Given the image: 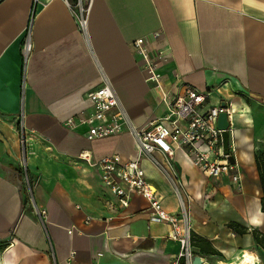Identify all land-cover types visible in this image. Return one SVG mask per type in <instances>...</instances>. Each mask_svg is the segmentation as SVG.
Returning a JSON list of instances; mask_svg holds the SVG:
<instances>
[{"label": "crops", "instance_id": "obj_1", "mask_svg": "<svg viewBox=\"0 0 264 264\" xmlns=\"http://www.w3.org/2000/svg\"><path fill=\"white\" fill-rule=\"evenodd\" d=\"M86 3L84 36L67 1H39L25 69L22 45L34 0H0V264H171L179 253L167 237L169 227L148 221L146 200L135 196L122 208L96 170L77 159L86 152L95 160L118 154L134 159L135 141L128 134L88 141L87 127L65 126L69 118L92 112L89 94L101 85L100 68L135 125L164 114L131 46L138 39L145 40L174 92L190 86L211 92L212 104L232 102L229 139L240 187L225 178L207 180L175 155L194 236L223 255L221 261L259 247L251 232L264 236L256 163L264 154V0ZM163 50L165 56L157 59L155 53ZM22 114L28 174L35 182L36 208L47 212L44 222L23 191ZM142 167L164 209L179 214L165 177L146 160ZM209 186L215 191L205 204ZM232 223L249 233L236 234ZM199 254L205 264L217 256Z\"/></svg>", "mask_w": 264, "mask_h": 264}, {"label": "built area", "instance_id": "obj_2", "mask_svg": "<svg viewBox=\"0 0 264 264\" xmlns=\"http://www.w3.org/2000/svg\"><path fill=\"white\" fill-rule=\"evenodd\" d=\"M39 1L34 0L31 20L22 45L25 69L33 51L31 25L35 6ZM65 1L75 17L78 31L87 36L89 7L86 1ZM155 36L159 37V34ZM131 46L142 63L146 83L152 85L156 102L164 109V114L149 120L142 126L135 125L123 107L118 94L115 93L110 79L100 68L101 85L96 91L89 94L92 101V112L69 118L65 126L87 127L83 136L88 141L102 140V138L121 134H128L133 142L135 141L136 156L134 159L126 160L118 154L95 160L87 152L79 154L77 159L96 170L102 185L115 196L118 205L122 208H128L135 196L146 200L149 205L148 221L169 227L167 237L179 246V253L173 259L172 264H193L195 258L200 260L203 258L195 252L189 196L176 168L175 155L183 156L189 165L207 180L215 182L225 178L229 180L230 185L240 187L237 165L230 161L231 158H234L230 139L228 152L225 153L222 131L219 130L217 123L220 114L227 115V122L230 123L228 131L230 138L234 111L232 102L221 100L217 104H212L211 92L201 91L190 86L185 87L180 93L174 92L173 86L159 72L156 61L145 45V40L138 39ZM155 56L157 59H163L165 51H157ZM18 129L20 130L21 145L19 168L22 173L23 191L26 194L27 204L33 209L34 214L44 222L47 212L36 208L33 192L35 182L28 174L24 136L26 129L23 114ZM144 160L151 163L170 184L180 206L179 214L174 215L164 209L156 189L150 185L142 167ZM214 191L215 188L212 186L207 188L205 204H208ZM72 232L73 228L68 231V234L71 235Z\"/></svg>", "mask_w": 264, "mask_h": 264}, {"label": "trees", "instance_id": "obj_3", "mask_svg": "<svg viewBox=\"0 0 264 264\" xmlns=\"http://www.w3.org/2000/svg\"><path fill=\"white\" fill-rule=\"evenodd\" d=\"M256 163H257V170L259 171V175H260L261 186L263 188V193H264V154H262V156H257ZM263 200H264V198H263ZM229 228L233 229V231L236 234L245 235V234L249 233V231L247 229H244L235 223L230 224ZM251 234L253 235L257 246H259L260 248H262L264 250V236H261L260 234H257L254 231H252ZM202 243H206V242H204V240H202V239L200 240L199 238L194 236V243L193 244H194L195 248L199 249V252L208 253L211 255H217V252L214 251L210 247L209 244L206 243L207 246L204 247Z\"/></svg>", "mask_w": 264, "mask_h": 264}, {"label": "bare ground", "instance_id": "obj_4", "mask_svg": "<svg viewBox=\"0 0 264 264\" xmlns=\"http://www.w3.org/2000/svg\"><path fill=\"white\" fill-rule=\"evenodd\" d=\"M260 258L252 251H243L230 261H219L218 264H259ZM195 264H205L204 259Z\"/></svg>", "mask_w": 264, "mask_h": 264}, {"label": "water", "instance_id": "obj_5", "mask_svg": "<svg viewBox=\"0 0 264 264\" xmlns=\"http://www.w3.org/2000/svg\"><path fill=\"white\" fill-rule=\"evenodd\" d=\"M218 128L219 130L222 131V139H223V147H224V151L225 153L228 152V148H229V128H230V123L227 122V115L226 114H220L218 117ZM231 163H235L234 158L230 159ZM199 258H195L193 261V264L198 263L199 262Z\"/></svg>", "mask_w": 264, "mask_h": 264}, {"label": "rangeland", "instance_id": "obj_6", "mask_svg": "<svg viewBox=\"0 0 264 264\" xmlns=\"http://www.w3.org/2000/svg\"><path fill=\"white\" fill-rule=\"evenodd\" d=\"M84 1H86V0H84ZM192 234L194 235L193 232H192ZM252 251H253V253H255L256 255H257V254H260L261 258H260V263H259V264H264V251H263L262 249H260L259 247H257L256 249H253ZM195 252H196V254H198L199 257L201 256V255L199 254V252H197L196 250H195ZM221 260H224V259H223V255H219V254H218L216 257L208 258V259H207V262H208V264H218V262L221 261ZM225 261H228V260H225ZM229 261H230V260H229ZM171 264H172V262H171Z\"/></svg>", "mask_w": 264, "mask_h": 264}]
</instances>
